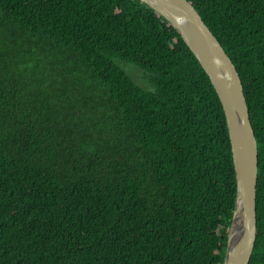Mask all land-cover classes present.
Instances as JSON below:
<instances>
[{
	"label": "trees",
	"instance_id": "obj_1",
	"mask_svg": "<svg viewBox=\"0 0 264 264\" xmlns=\"http://www.w3.org/2000/svg\"><path fill=\"white\" fill-rule=\"evenodd\" d=\"M189 2L244 85L250 264H264V0ZM237 192L223 105L162 16L140 0H0V264H224Z\"/></svg>",
	"mask_w": 264,
	"mask_h": 264
},
{
	"label": "water",
	"instance_id": "obj_2",
	"mask_svg": "<svg viewBox=\"0 0 264 264\" xmlns=\"http://www.w3.org/2000/svg\"><path fill=\"white\" fill-rule=\"evenodd\" d=\"M178 32L208 75L227 119L237 201L224 264H250L258 236L259 145L239 71L189 0H140Z\"/></svg>",
	"mask_w": 264,
	"mask_h": 264
},
{
	"label": "rangeland",
	"instance_id": "obj_3",
	"mask_svg": "<svg viewBox=\"0 0 264 264\" xmlns=\"http://www.w3.org/2000/svg\"><path fill=\"white\" fill-rule=\"evenodd\" d=\"M112 58L118 66H120L123 70L130 74V76L137 84L149 90L154 89L151 82V76L145 74L144 71H142V69H140L138 66L121 59L117 55L112 56Z\"/></svg>",
	"mask_w": 264,
	"mask_h": 264
}]
</instances>
